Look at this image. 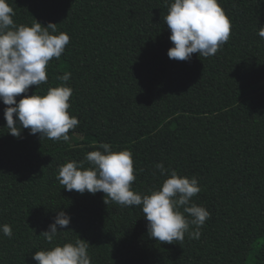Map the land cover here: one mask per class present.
I'll return each mask as SVG.
<instances>
[{
	"label": "trees",
	"instance_id": "obj_1",
	"mask_svg": "<svg viewBox=\"0 0 264 264\" xmlns=\"http://www.w3.org/2000/svg\"><path fill=\"white\" fill-rule=\"evenodd\" d=\"M171 2L8 0L16 25L54 23L69 35L65 52L49 62L47 83L26 94L45 95L71 73L68 112L79 125L67 141L28 129L17 138L0 101V225L12 228L11 238L0 232V264H36V251L79 238L89 243L91 264H264V39L257 34L264 0H218L230 38L215 55L188 61L167 55ZM100 143L132 153L135 192L149 194L169 178L155 168L161 162L196 177L193 202L210 213L199 239L186 233L182 243L159 242L141 207L62 188L59 167L102 151ZM59 211L71 221L49 243L40 234Z\"/></svg>",
	"mask_w": 264,
	"mask_h": 264
},
{
	"label": "clouds",
	"instance_id": "obj_2",
	"mask_svg": "<svg viewBox=\"0 0 264 264\" xmlns=\"http://www.w3.org/2000/svg\"><path fill=\"white\" fill-rule=\"evenodd\" d=\"M15 12L8 0H0V101L8 133L19 138L23 129L41 139L53 141L69 139V130L79 125V120L68 112L71 87L66 85L71 73L58 77L65 82L49 88L45 95H27L31 86L38 88L47 83V67L53 58L59 60L69 44L68 34L58 32L57 24L46 27L35 22L16 25ZM164 22L170 30L172 47L170 59L188 61L193 54L210 57L217 53L230 38L231 23L218 0H172ZM264 39V26L258 33ZM22 96L19 101L17 97ZM15 117V118H14ZM88 152L84 161H70L58 169L56 179L67 191L80 194L88 192L105 194L104 203L115 202L123 207L139 206L151 238L172 244L183 242L187 233L199 239L200 228L210 213L193 202L201 191L196 177H182L175 170L157 163L161 176H168L162 185L149 194L132 190L135 181L132 153L128 150L112 151L108 143ZM87 162L90 167L85 168ZM107 197V198H106ZM71 217L59 211L42 235L49 243L60 229H67ZM194 229V230H193ZM0 232L11 238V226L0 225ZM89 243L83 239L56 245L48 250L36 251L32 258L36 264H91Z\"/></svg>",
	"mask_w": 264,
	"mask_h": 264
},
{
	"label": "rangeland",
	"instance_id": "obj_3",
	"mask_svg": "<svg viewBox=\"0 0 264 264\" xmlns=\"http://www.w3.org/2000/svg\"><path fill=\"white\" fill-rule=\"evenodd\" d=\"M87 140H89V139H87ZM247 264H251V261H250V259L248 260Z\"/></svg>",
	"mask_w": 264,
	"mask_h": 264
}]
</instances>
